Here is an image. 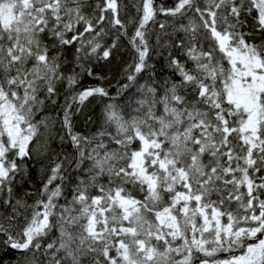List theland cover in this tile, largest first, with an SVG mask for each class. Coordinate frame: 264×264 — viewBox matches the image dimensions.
I'll list each match as a JSON object with an SVG mask.
<instances>
[{
  "label": "snow or ice",
  "instance_id": "6c2138e0",
  "mask_svg": "<svg viewBox=\"0 0 264 264\" xmlns=\"http://www.w3.org/2000/svg\"><path fill=\"white\" fill-rule=\"evenodd\" d=\"M0 264H264V0H0Z\"/></svg>",
  "mask_w": 264,
  "mask_h": 264
},
{
  "label": "trees",
  "instance_id": "16d2710c",
  "mask_svg": "<svg viewBox=\"0 0 264 264\" xmlns=\"http://www.w3.org/2000/svg\"><path fill=\"white\" fill-rule=\"evenodd\" d=\"M169 2H171V0H169ZM87 103V102H86ZM85 111L89 114V115H95L98 116L99 112H100V105L98 103V101L93 100L91 104H89L87 106V108L85 109ZM95 125H89L87 128L84 126L83 123V119L80 120L78 122V130L87 133L88 131H95ZM34 186L35 187H39L40 186V179L39 176L34 172Z\"/></svg>",
  "mask_w": 264,
  "mask_h": 264
}]
</instances>
